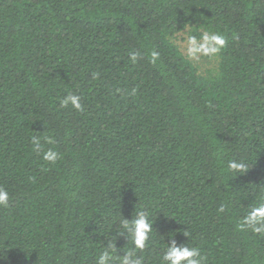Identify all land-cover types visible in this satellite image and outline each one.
Listing matches in <instances>:
<instances>
[{
    "label": "trees",
    "instance_id": "obj_1",
    "mask_svg": "<svg viewBox=\"0 0 264 264\" xmlns=\"http://www.w3.org/2000/svg\"><path fill=\"white\" fill-rule=\"evenodd\" d=\"M185 31L225 38L204 74ZM0 188V264H95L110 241L122 256L139 211L144 264L170 238L205 264H264V234L238 228L264 202V0H0Z\"/></svg>",
    "mask_w": 264,
    "mask_h": 264
},
{
    "label": "clouds",
    "instance_id": "obj_2",
    "mask_svg": "<svg viewBox=\"0 0 264 264\" xmlns=\"http://www.w3.org/2000/svg\"><path fill=\"white\" fill-rule=\"evenodd\" d=\"M225 44L226 41L222 35L205 32L200 39L194 36L188 37L187 53L192 59H198L200 56L213 57L220 53ZM158 55L156 52L151 54L153 63L158 59ZM131 59L135 61L136 55L133 54ZM80 101V96L70 93L61 99L60 106L64 108L71 105L74 110L82 112L83 107ZM46 142L48 144L53 143L51 139H47ZM32 145L36 151H42L41 138L33 137ZM42 158L49 164H55L60 157L56 151L49 149L43 151ZM228 169L235 175L244 174L248 170V164L244 161L233 160L228 164ZM10 199L9 193L0 188V208L8 207ZM219 211L224 212L225 207L221 206ZM152 223L149 219V213L146 211L137 212L135 219H122L118 235L127 234V240H130L133 249L122 256L118 255L114 242L110 241L96 257L95 264H144V257L142 255L136 256L135 252L138 250L142 253L149 243L151 234L154 232ZM238 228L241 231L264 234V202L252 207L241 218ZM189 235L190 233L187 231L184 232V236L188 237ZM205 262L206 258L201 255L199 247H190L188 244L177 245L176 241L171 238L170 243L160 257V264H205Z\"/></svg>",
    "mask_w": 264,
    "mask_h": 264
},
{
    "label": "rangeland",
    "instance_id": "obj_3",
    "mask_svg": "<svg viewBox=\"0 0 264 264\" xmlns=\"http://www.w3.org/2000/svg\"><path fill=\"white\" fill-rule=\"evenodd\" d=\"M189 36V32L185 31L184 33L179 34L175 38L174 42L179 47L180 51L197 66L199 72L204 74L207 70L213 68V57L200 56L198 59L190 58L187 53V40Z\"/></svg>",
    "mask_w": 264,
    "mask_h": 264
}]
</instances>
